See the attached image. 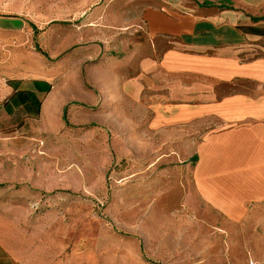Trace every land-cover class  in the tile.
Instances as JSON below:
<instances>
[{
  "label": "rangeland",
  "instance_id": "374dc122",
  "mask_svg": "<svg viewBox=\"0 0 264 264\" xmlns=\"http://www.w3.org/2000/svg\"><path fill=\"white\" fill-rule=\"evenodd\" d=\"M149 4L0 0L1 74L53 82L33 119L0 134V238L18 264H264V201L238 221L211 209L175 133L115 86Z\"/></svg>",
  "mask_w": 264,
  "mask_h": 264
},
{
  "label": "crops",
  "instance_id": "0c3cea01",
  "mask_svg": "<svg viewBox=\"0 0 264 264\" xmlns=\"http://www.w3.org/2000/svg\"><path fill=\"white\" fill-rule=\"evenodd\" d=\"M149 2L140 11L146 42L121 62L115 86L145 108L152 129L175 133L167 144L190 162L199 198L241 220L264 201V0ZM96 58L99 92L104 57ZM1 73L0 134L33 119L53 85ZM0 264H18L1 238Z\"/></svg>",
  "mask_w": 264,
  "mask_h": 264
}]
</instances>
